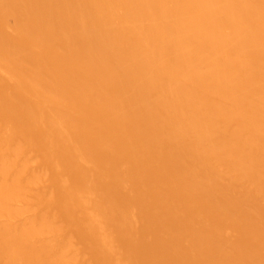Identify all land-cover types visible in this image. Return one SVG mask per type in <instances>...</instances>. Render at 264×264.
<instances>
[{"label": "bare ground", "instance_id": "bare-ground-1", "mask_svg": "<svg viewBox=\"0 0 264 264\" xmlns=\"http://www.w3.org/2000/svg\"><path fill=\"white\" fill-rule=\"evenodd\" d=\"M0 264H264V0H0Z\"/></svg>", "mask_w": 264, "mask_h": 264}]
</instances>
